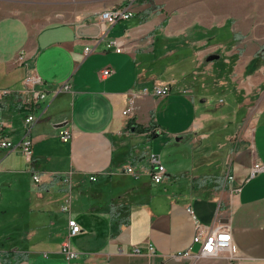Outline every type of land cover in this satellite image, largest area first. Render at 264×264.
<instances>
[{
  "label": "crops",
  "instance_id": "obj_1",
  "mask_svg": "<svg viewBox=\"0 0 264 264\" xmlns=\"http://www.w3.org/2000/svg\"><path fill=\"white\" fill-rule=\"evenodd\" d=\"M18 1L49 18L0 16V91H12L0 97V114L14 139L24 129L17 93L30 72L52 98L35 110L32 158L0 150V264H70L61 249L69 218L81 227L69 237L76 264H264V170L249 177L254 161L264 163V56L247 70L264 46V17L233 24L231 0L170 12L171 0H156L157 9L152 0ZM113 7L133 15L103 22L100 12ZM229 21L231 37L214 42ZM213 53L232 65L215 66ZM105 67L113 72L103 76ZM155 83L169 84L168 94H154ZM143 87L149 92L136 95ZM63 128L71 140L60 139ZM173 140L186 143L165 150ZM150 152L165 165L162 181L124 171L128 161L150 167ZM197 222L229 225L238 254L173 257L192 244Z\"/></svg>",
  "mask_w": 264,
  "mask_h": 264
},
{
  "label": "built area",
  "instance_id": "obj_2",
  "mask_svg": "<svg viewBox=\"0 0 264 264\" xmlns=\"http://www.w3.org/2000/svg\"><path fill=\"white\" fill-rule=\"evenodd\" d=\"M133 15V12L129 7H113L104 9L100 12V18L103 22L115 23L119 19H126ZM115 45L116 51H122L123 43L121 41H109L108 46ZM86 52L91 51L92 48L87 46L85 48ZM113 72L111 67H105L101 69V74L103 76L109 75ZM45 82L42 77L35 71L30 72L24 79L23 88L17 93L20 97L19 99V109L24 114L23 116V133L22 136L14 139L10 131V124L6 119L0 114V150L22 151L28 159L33 156V144L34 141L30 136V130L32 124L40 118L41 115H37L35 110L40 106L42 100L45 99L47 95V88L44 85ZM70 88L69 80L63 82L57 89L56 92H61L68 90ZM154 94L158 96H164L170 91L169 84L165 83H155L152 87ZM149 92L147 87H143L136 95L146 94ZM12 93L9 89H4L0 91V97L6 96ZM132 109V106L128 105L124 110V114H128ZM73 132L70 128H63L59 132V137L63 141L71 140ZM149 160L151 162L150 167H144L140 163L133 161H128L124 165V171L127 173L138 176L141 171L146 169V171L151 174L152 179L155 182H160L164 179L166 175L165 165L161 162L160 155L154 152H150ZM264 170V163L261 161H254L250 171L249 177L255 176L256 173ZM69 174V173H68ZM70 175H67L65 179L69 181ZM233 175L227 171L224 175L225 180L233 179ZM94 178V176H91ZM33 179L35 182L41 181V174L34 173ZM239 190V188H237ZM70 199L67 198L63 205L64 210H69ZM187 210L194 216V211L192 206H187ZM69 230L68 238L63 241L62 251L65 253L70 264H76L73 261L74 258L78 256V253L73 250L70 246L69 237L78 234L81 230L79 223L74 218H69L68 221ZM198 244L197 249L192 248V244ZM192 244L184 249L173 254L175 258L188 257L194 260L199 258L211 257L222 251H227L231 256L238 254V249L236 245L232 242V233L229 225L221 224L213 227H206L201 223H196V232L192 239ZM153 248L150 246V250ZM135 251L139 252V248L135 247Z\"/></svg>",
  "mask_w": 264,
  "mask_h": 264
},
{
  "label": "rangeland",
  "instance_id": "obj_3",
  "mask_svg": "<svg viewBox=\"0 0 264 264\" xmlns=\"http://www.w3.org/2000/svg\"><path fill=\"white\" fill-rule=\"evenodd\" d=\"M22 1V0H20ZM181 2H184V4L186 2H188V5H190V3L192 2V0H171V3L169 5L166 6L167 8V12H170L173 8H175L176 4H180ZM232 2V10H231V21L233 24H235V22H240L243 20V18L245 19L246 17H250L252 20V24L251 26H255V21L256 19L260 18L259 16L262 15L264 17V0H231ZM61 6V5H60ZM63 6V5H62ZM26 6L22 3H19L18 0H0V16L4 15V14H11V13H16L19 12L21 14H31L35 17H38L39 21H43V20H47L49 11L45 10H34V11H30V10H22V8H25ZM151 7L153 9H157L159 6V3L156 0H152L151 2ZM70 7L68 6V9ZM70 13V9L67 10V14ZM190 13V10L189 12ZM36 14V15H35ZM168 17H172V15L168 14ZM231 21L227 22V27L223 28L220 32H216L215 30L213 32H216L217 37L215 38L214 42H217L219 40H228L229 37H231ZM250 28V26H249ZM212 31L209 33V35H211L213 33ZM254 33V32H253ZM247 34H252L247 32ZM242 35V33H241ZM246 34H243V36ZM213 39H211L212 41ZM213 42V41H212ZM224 42V41H223ZM221 43L222 45L224 43ZM226 47L228 45H225ZM264 49V46L261 45L260 50ZM237 49H241V47H238ZM215 66H219V67H229L232 65V61L231 58H226L222 55L221 58L215 59L214 60ZM226 100L228 99L227 96ZM52 98L51 93L50 96H48V98L45 99V101H49ZM133 138V136H132ZM176 140H173V142L171 144L166 145L164 148L165 150H169L170 148H176V147H184L186 142H182L181 144H178L177 142H175ZM158 146V145H157ZM156 146V147H157ZM164 150V149H163ZM163 152V151H162ZM171 156H174L173 154L171 155V152L168 151V153H164L162 155V158H170Z\"/></svg>",
  "mask_w": 264,
  "mask_h": 264
},
{
  "label": "trees",
  "instance_id": "obj_4",
  "mask_svg": "<svg viewBox=\"0 0 264 264\" xmlns=\"http://www.w3.org/2000/svg\"><path fill=\"white\" fill-rule=\"evenodd\" d=\"M264 56V49L262 48L259 50L258 54L253 57V59L248 63L247 70L249 72L253 71L257 66H259V63L261 61V57Z\"/></svg>",
  "mask_w": 264,
  "mask_h": 264
},
{
  "label": "water",
  "instance_id": "obj_5",
  "mask_svg": "<svg viewBox=\"0 0 264 264\" xmlns=\"http://www.w3.org/2000/svg\"><path fill=\"white\" fill-rule=\"evenodd\" d=\"M219 54L213 53L208 57V60H214L215 58H218Z\"/></svg>",
  "mask_w": 264,
  "mask_h": 264
}]
</instances>
